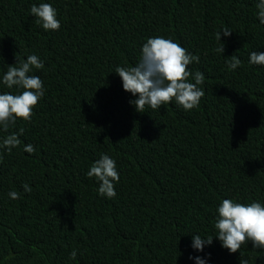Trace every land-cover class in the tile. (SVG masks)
<instances>
[{
	"label": "trees",
	"instance_id": "16d2710c",
	"mask_svg": "<svg viewBox=\"0 0 264 264\" xmlns=\"http://www.w3.org/2000/svg\"><path fill=\"white\" fill-rule=\"evenodd\" d=\"M39 2L0 0V73L36 54L44 88L29 120L0 130L23 129L16 147L0 148V264H194L190 254L206 253L209 264H264L251 242L233 253L215 237L189 247L191 233L214 236L222 198L264 203V66L248 63L264 52L257 0H45L55 31L29 14ZM154 36L199 57L187 66L204 75L192 109L129 104L113 71ZM101 152L119 173L111 198L85 176Z\"/></svg>",
	"mask_w": 264,
	"mask_h": 264
},
{
	"label": "clouds",
	"instance_id": "9594fccd",
	"mask_svg": "<svg viewBox=\"0 0 264 264\" xmlns=\"http://www.w3.org/2000/svg\"><path fill=\"white\" fill-rule=\"evenodd\" d=\"M256 7L258 21L264 25V0H257ZM28 11L44 30L55 31L59 28L57 11L45 0L32 3ZM231 31L227 28L222 29L217 34L218 39L221 32L227 37ZM218 51L223 52V48ZM198 60L197 55L170 38L154 36L148 37L141 44L139 58L133 66L117 65L113 72L118 74L122 89L133 97L129 104L133 105L136 111L144 112L145 106L157 109L169 101L184 110H189L199 103L203 95L199 87L204 80L203 73L187 67ZM225 63L230 69H235L239 66L240 59L233 55ZM248 63L264 66V52H249ZM42 66L43 60L36 54H28L23 60L17 58L14 64H7L6 71L0 73V85L8 89L15 86L17 90L0 92V130H7L18 118L30 119L33 106L44 94L42 81L39 76L32 74V70L40 69ZM190 75L191 80L188 79ZM18 133H23V129L0 139V148L10 151L16 147L20 143ZM23 151L32 153L33 145L24 144ZM85 176L97 181L98 195L111 198L116 194L114 184L119 180V173L115 160L108 154L101 152L89 165ZM22 187L25 192L31 190L27 184H23ZM8 197L15 199L17 193L9 191ZM215 213L214 236L202 237L197 233H191L189 247L195 252H202L212 243L214 237L229 253L239 250L245 242H251L253 248L264 249V203L257 200L241 203L231 198H222L215 208ZM189 260L194 261V264H209L207 253L204 256L190 254ZM239 264H248V261L241 255Z\"/></svg>",
	"mask_w": 264,
	"mask_h": 264
}]
</instances>
